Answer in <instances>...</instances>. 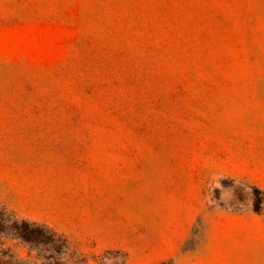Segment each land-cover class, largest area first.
Wrapping results in <instances>:
<instances>
[{
    "label": "rangeland",
    "instance_id": "obj_1",
    "mask_svg": "<svg viewBox=\"0 0 264 264\" xmlns=\"http://www.w3.org/2000/svg\"><path fill=\"white\" fill-rule=\"evenodd\" d=\"M0 264H264V0H0Z\"/></svg>",
    "mask_w": 264,
    "mask_h": 264
}]
</instances>
